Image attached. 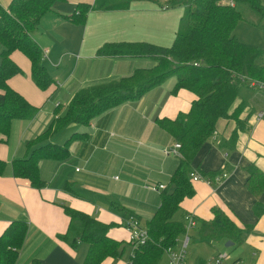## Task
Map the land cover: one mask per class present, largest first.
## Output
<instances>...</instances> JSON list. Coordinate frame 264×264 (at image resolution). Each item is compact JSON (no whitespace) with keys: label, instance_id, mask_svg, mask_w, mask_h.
<instances>
[{"label":"crops","instance_id":"0c3cea01","mask_svg":"<svg viewBox=\"0 0 264 264\" xmlns=\"http://www.w3.org/2000/svg\"><path fill=\"white\" fill-rule=\"evenodd\" d=\"M13 0H0L8 8ZM110 2L126 3L105 10ZM170 0H63L44 15L33 33L46 54L44 64L54 83L46 91L32 79V63L20 51L11 58L23 71L8 81L38 114L30 120H15L10 133L0 143V160L7 163L0 176V236L15 221L28 224V233L17 264H84L88 246L78 243L74 249L60 237L68 233L69 208L110 226V236L123 243L124 253L130 242L126 228L134 218L147 230L162 203V192L154 186H170L180 158L164 152L176 141L158 125V120H175L188 113L196 95L188 90L174 94L177 78L152 89L139 101L127 102L102 114L89 126L71 124L46 143L65 145L72 134H82L69 144L70 156L63 161L41 160L43 188L27 179L16 178L13 162L29 156L30 145L38 140L56 118L62 117L74 96L81 90L128 78L141 69H154L153 58L102 57L97 52L110 43H145L163 48L174 44L185 17L184 6H170ZM92 8L84 25L72 17L79 5ZM0 56V65L2 64ZM246 104L236 119H221L214 136L200 149L193 170L203 180L193 182L195 194L182 203V217L194 214L198 226L192 231L196 258L191 264H211L227 247V241H202V221L214 219L219 209L239 228H252L245 241L235 247L224 264H264V217L255 213L256 203L264 205V192L254 196L247 188L249 168L264 173V91L242 90L230 110L233 114ZM233 148H226L235 131ZM32 146V145H31ZM226 172L224 179L222 173ZM208 178H205V177ZM210 181V184L208 181ZM179 220V219H177ZM108 259L104 264H129ZM123 257V256H122ZM168 262V254L163 259Z\"/></svg>","mask_w":264,"mask_h":264},{"label":"trees","instance_id":"16d2710c","mask_svg":"<svg viewBox=\"0 0 264 264\" xmlns=\"http://www.w3.org/2000/svg\"><path fill=\"white\" fill-rule=\"evenodd\" d=\"M63 0H13L8 8L0 5V143L9 135L13 121L30 120L38 114L22 95L12 90L8 81L23 71L12 60L15 51L23 53L32 63V79L42 91L54 83L44 64L45 52L34 39L44 15L53 10L56 2ZM225 0H170V6L186 9L180 30L172 47L163 48L145 43H110L98 52L102 57L153 58L159 61L154 69L138 70L128 78L90 87L78 92L66 113L56 118L50 128L30 145V154L13 162L16 178L27 179L34 188L44 184L40 177L41 160L63 161L70 156L69 144L83 135L74 133L63 146L46 143L56 133L66 130L71 124L89 126L92 121L127 102H139L149 91L161 87L172 77L177 78L174 94L188 90L196 100L188 113H181L175 120H158L182 148L179 166L170 186L162 192V203L148 222L149 240L133 249L129 264H161L171 249L180 245L185 234L186 215L177 220L182 203L194 196L191 174L193 161L200 149L214 136L221 119H236L246 104L240 105L233 114L230 110L242 90L252 89L250 80L264 82V50L244 44L234 34L244 19L243 8L259 14L260 26L264 29V9L261 0H233L235 7L223 4ZM126 3L108 1L105 10L121 8ZM239 7V8H238ZM81 4L67 20L84 25L91 10ZM238 130L226 144L233 148ZM7 163L0 160V176L6 173ZM222 173V179L224 174ZM205 178H208L207 176ZM248 190L256 197L264 192V173L257 167L249 168ZM66 209L70 218L68 233L60 239L74 249L78 243L88 246L84 264H104L108 259L124 255V245L110 236V226L100 223L89 215ZM255 213L264 217V205L256 203ZM214 219L201 222L202 241L233 242L243 244L252 228H239L219 209L213 211ZM24 221L11 223L0 236V264H17L28 233ZM169 261V259H168Z\"/></svg>","mask_w":264,"mask_h":264},{"label":"built area","instance_id":"2783aa9c","mask_svg":"<svg viewBox=\"0 0 264 264\" xmlns=\"http://www.w3.org/2000/svg\"><path fill=\"white\" fill-rule=\"evenodd\" d=\"M223 4L230 5L231 7L236 6V3L233 0H225L223 1ZM250 86L253 90L264 91V82L250 80ZM263 117L264 113H260L258 119L261 120ZM181 148V144L176 143L172 148H167L164 153L167 156L181 158ZM191 177L195 182L203 180L201 175H199L198 173H192ZM208 183L210 184V181H208ZM152 189L154 191L160 192L165 190L166 186H154ZM184 221L185 234L181 239L180 245L177 248L171 249L168 252V264H188L187 250L189 249L192 241L191 233L198 226V222L194 214H187L184 218ZM126 228L130 232V242L134 249L139 247L140 245H144L149 240V234L147 230L141 229L138 222L134 218L131 219ZM228 259V254H220L217 258L212 261L211 264H224V262Z\"/></svg>","mask_w":264,"mask_h":264},{"label":"rangeland","instance_id":"374dc122","mask_svg":"<svg viewBox=\"0 0 264 264\" xmlns=\"http://www.w3.org/2000/svg\"><path fill=\"white\" fill-rule=\"evenodd\" d=\"M262 7L264 9V0H261ZM239 8V7H238ZM244 12V19L239 23L237 26L234 34L236 37L240 40V42L259 47L264 50V29L262 26H260V23L263 21L261 16L257 14L256 12H253L250 10L249 7L243 8ZM182 212H179L175 218L181 220L182 219ZM195 244H192L191 248L187 250V263L191 264V262L196 258L195 253ZM235 247L231 248H221L223 254H231L234 251ZM133 247L127 245V249L121 257L123 260L129 261V258L131 256V252ZM161 264H166V262L163 260ZM168 264V262H167Z\"/></svg>","mask_w":264,"mask_h":264},{"label":"water","instance_id":"95a60500","mask_svg":"<svg viewBox=\"0 0 264 264\" xmlns=\"http://www.w3.org/2000/svg\"><path fill=\"white\" fill-rule=\"evenodd\" d=\"M226 246L227 247H232V246H234V243L229 241Z\"/></svg>","mask_w":264,"mask_h":264}]
</instances>
